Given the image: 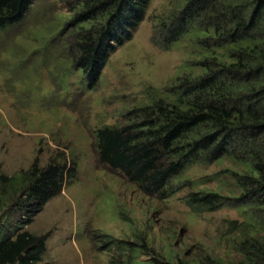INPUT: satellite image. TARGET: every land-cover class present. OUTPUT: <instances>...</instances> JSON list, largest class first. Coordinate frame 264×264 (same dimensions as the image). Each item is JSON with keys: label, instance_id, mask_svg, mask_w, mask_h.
<instances>
[{"label": "rangeland", "instance_id": "1", "mask_svg": "<svg viewBox=\"0 0 264 264\" xmlns=\"http://www.w3.org/2000/svg\"><path fill=\"white\" fill-rule=\"evenodd\" d=\"M175 8L176 0H151L132 39L98 77L75 67L70 53L79 36L74 0H33L21 21L0 32V178L21 179L35 164L66 165L62 190L32 223L29 210L8 204L0 211V240L20 227L45 237L40 264L242 259L237 244L249 233L242 211L195 212L188 205L193 193L238 197L231 173H243L240 164L192 165L162 193L99 160V129L125 126L129 111L172 100L177 79L203 73L196 39L167 47L165 26ZM22 189L19 183L2 199H18Z\"/></svg>", "mask_w": 264, "mask_h": 264}, {"label": "trees", "instance_id": "2", "mask_svg": "<svg viewBox=\"0 0 264 264\" xmlns=\"http://www.w3.org/2000/svg\"><path fill=\"white\" fill-rule=\"evenodd\" d=\"M32 2L0 0V32L21 21ZM74 4L79 9L73 21L79 36L70 53L75 67L98 77L109 56L132 39L151 0ZM171 14L165 26L167 47L196 39L204 50L198 64L203 73L177 79L172 100L158 98L129 111L125 126L99 129V160L142 188L162 193L192 165L222 159L240 164L244 172L231 173L238 197L193 193L188 205L195 212L225 207L242 211L249 233L237 244L242 259L234 264H264V0H176ZM21 177L1 176L0 211L8 204L29 210L30 224L62 190L66 165L35 164ZM19 183L24 194L3 200ZM46 251L45 237L20 227L0 240V264H40ZM194 264L219 263L206 259Z\"/></svg>", "mask_w": 264, "mask_h": 264}]
</instances>
